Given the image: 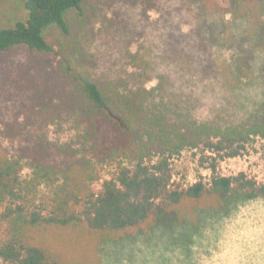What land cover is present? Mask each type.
Instances as JSON below:
<instances>
[{"label": "rangeland", "instance_id": "1", "mask_svg": "<svg viewBox=\"0 0 264 264\" xmlns=\"http://www.w3.org/2000/svg\"><path fill=\"white\" fill-rule=\"evenodd\" d=\"M24 2L0 0V30L26 20ZM66 20L68 33L46 32L54 48L49 66L74 58L104 81L161 86L169 102L202 122L236 124L256 112L264 117V0H88L82 16L73 11ZM32 75L24 47L0 53V155L24 144ZM49 136L66 142L73 131L53 126ZM121 163L96 165L95 188ZM213 163L218 175L243 172L262 182L264 139H252L235 158L184 151L171 159L172 182L209 183ZM30 200L44 209L49 190L40 188ZM6 235L0 222V245ZM38 239L61 264H264V200L206 194L114 238L51 231Z\"/></svg>", "mask_w": 264, "mask_h": 264}, {"label": "trees", "instance_id": "2", "mask_svg": "<svg viewBox=\"0 0 264 264\" xmlns=\"http://www.w3.org/2000/svg\"><path fill=\"white\" fill-rule=\"evenodd\" d=\"M86 1L26 0V20L0 30V53L24 47L34 78L28 116L21 124L24 144L14 154L0 155V222L7 225L1 264H61L40 244L44 232L114 238L206 194L264 200V180L243 172L218 175L214 163L209 183L172 182L171 159L184 151L235 158L252 139H264V117L257 112L236 124L202 122L169 102L161 86L134 89L126 82L104 81L74 58L49 66L54 48L47 30L68 33L67 15L76 11L82 16ZM63 124L73 137L53 141L51 127ZM117 161L122 163L115 175L96 189L95 166ZM40 188L50 193L44 209L30 205Z\"/></svg>", "mask_w": 264, "mask_h": 264}]
</instances>
